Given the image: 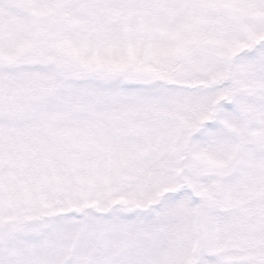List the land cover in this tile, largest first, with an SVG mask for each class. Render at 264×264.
<instances>
[{
	"label": "snow or ice",
	"instance_id": "1",
	"mask_svg": "<svg viewBox=\"0 0 264 264\" xmlns=\"http://www.w3.org/2000/svg\"><path fill=\"white\" fill-rule=\"evenodd\" d=\"M0 264H264V0H0Z\"/></svg>",
	"mask_w": 264,
	"mask_h": 264
}]
</instances>
